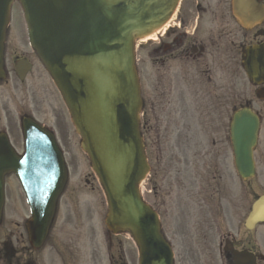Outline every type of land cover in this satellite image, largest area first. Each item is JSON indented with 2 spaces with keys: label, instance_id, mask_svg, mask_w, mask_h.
Listing matches in <instances>:
<instances>
[{
  "label": "water",
  "instance_id": "water-1",
  "mask_svg": "<svg viewBox=\"0 0 264 264\" xmlns=\"http://www.w3.org/2000/svg\"><path fill=\"white\" fill-rule=\"evenodd\" d=\"M10 1L0 0V68ZM176 1L19 0L31 43L58 87L103 186L106 224L112 232L130 231L139 247V264H171V256L155 214L137 192L147 167L138 133L140 99L133 39L165 21ZM231 130L238 165L250 171L256 121L237 113ZM25 140L26 153L15 158L14 164H7L11 158L0 155V173L13 170L27 188L32 210L27 227L35 244L46 233L65 171L51 138L31 127ZM32 169L43 171L44 176H33ZM257 205L254 215L259 214L264 198Z\"/></svg>",
  "mask_w": 264,
  "mask_h": 264
},
{
  "label": "flooded vegetation",
  "instance_id": "flooded-vegetation-1",
  "mask_svg": "<svg viewBox=\"0 0 264 264\" xmlns=\"http://www.w3.org/2000/svg\"><path fill=\"white\" fill-rule=\"evenodd\" d=\"M256 1L264 6V0ZM230 4L231 0H180L174 20L157 33L151 48L145 46L142 50L141 76L145 86L150 89L144 99L142 130L157 169L163 166L164 148L174 151L184 144L188 153L193 149L186 132L189 133L193 127L206 132L209 127L206 117L216 116L224 126L226 79L237 84L241 80V60L245 48L264 44V21L260 26L242 29L231 17ZM261 111L264 115V109ZM194 117L198 125L193 126ZM163 124L168 127L165 131L169 134L162 140L159 135ZM258 156L264 162V149L258 151ZM172 159L176 163L180 160L196 161L188 156L179 160L174 154ZM222 162L224 159L218 160V164L222 165ZM203 164L208 165L207 162ZM210 166L214 169L213 179H218L217 189L210 194L203 189L205 204L198 205L202 216L194 226L196 242L199 241L200 249L212 257L215 256L216 247L221 264H233L235 255L240 253H254L257 264H264L259 252L263 257L264 253L257 242L259 236L264 239L263 228L247 230L243 222L233 224L232 228L227 227V224L232 225L227 213L232 214L235 220L241 217L247 205L242 208L235 199L226 203L225 174L216 171V163ZM179 171L185 172V167ZM181 184L188 195H192V184L186 176ZM254 194L255 189H251L245 198L249 205V198ZM161 204L169 206L163 199ZM164 212L167 214V208ZM178 224V228L185 227L182 219ZM182 235L172 231V237L182 251L180 259H194V246ZM25 261L34 264L35 259L28 256ZM19 262L20 259H17L14 264Z\"/></svg>",
  "mask_w": 264,
  "mask_h": 264
},
{
  "label": "rangeland",
  "instance_id": "rangeland-1",
  "mask_svg": "<svg viewBox=\"0 0 264 264\" xmlns=\"http://www.w3.org/2000/svg\"><path fill=\"white\" fill-rule=\"evenodd\" d=\"M21 13L19 5L17 3L13 4L8 38L10 44H8L5 52V66L9 75L6 82L0 84V98L2 97L5 100V103H3L4 109L11 110L17 126V114H22L20 110L30 109L35 115L34 108H39L40 113H42L41 110L44 115L46 112L48 113V121L50 122L54 118L53 111H57L63 117L69 143L63 142L69 149L66 156L69 164V182L58 200L56 222H54L55 224L51 229L50 244L43 253H47L53 259L63 257L64 264H108L109 255L115 256L119 246H121L126 254L127 264H137L135 247L126 235L110 236L111 239L106 235L103 224L106 205L103 195L90 177L88 180L92 185H85L86 175L90 173L89 162L78 148V137L72 131L73 128L69 122L67 112L52 84L44 72L42 74L40 71V74L45 76L49 82V86H45L44 89L42 88V82L38 78L34 79L35 73L30 75L23 85H20L17 79L13 77L12 61L14 56L19 55L15 50L22 48L21 44H26ZM17 19L19 21V33H16L18 28ZM29 57L33 59L30 55ZM239 86L242 97L249 99L251 88L246 84L244 78H242ZM231 87L229 84L226 85L227 108L230 105H236L233 101V93L230 92ZM37 114L39 113L37 112ZM70 135H73L72 140L69 139ZM258 179L260 180L258 193H262L264 191L262 190L264 189V178L258 176ZM14 182L13 178H8L5 182V205L1 223L3 239L9 235L8 232H21L22 222L28 216L23 194ZM146 198L149 202L151 201V197ZM15 226H19V229L14 228ZM11 238L14 240L13 237ZM94 258L95 262H93ZM54 264L59 263L55 261Z\"/></svg>",
  "mask_w": 264,
  "mask_h": 264
}]
</instances>
